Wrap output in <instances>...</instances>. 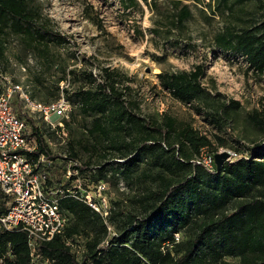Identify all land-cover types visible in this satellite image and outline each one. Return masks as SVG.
<instances>
[{"label": "trees", "instance_id": "obj_1", "mask_svg": "<svg viewBox=\"0 0 264 264\" xmlns=\"http://www.w3.org/2000/svg\"><path fill=\"white\" fill-rule=\"evenodd\" d=\"M117 1L123 10L138 8L141 2L151 5L150 0ZM189 16L187 5L182 4L175 22L182 24ZM7 32L19 35L33 48L43 45V41L65 40L40 20L36 0H0V59L4 58ZM214 41L220 50L243 56L249 68L264 71V30L226 28L215 35ZM81 74L91 85L75 91L74 103L78 111L93 116L88 130L91 135L111 139L120 160L111 171L130 178L140 160L134 154L138 149L151 154L178 152L182 157L174 154V165L180 169L191 165L198 172L175 182L160 177L158 187L146 197L141 213L108 206L107 213L102 215L81 198L70 195L72 180L87 174L91 177L94 172L100 178L104 174L102 167L79 162L68 141L70 154L66 158L74 163L69 167L67 179L54 183L44 169L49 168L57 155L51 153L34 120L21 112L20 107L13 106L17 115L25 119L35 141L30 159L35 161L42 154L51 160L50 164L39 163L37 171H41L46 189L56 185L63 188L58 203L68 217V224L62 234L39 241L33 253L23 230H6L0 225V264H264V146L256 155H241L225 161L219 170L215 164L209 169L192 161L203 149L215 153L216 150H208L212 149V141L207 135L189 124H176L171 117L164 123H151L139 116L125 96L130 89L126 84L129 78L117 69L102 67L97 74L85 71ZM204 75V65L195 64L190 70L160 71L157 78L161 88L175 100L194 107L210 97L201 82ZM62 79L64 76L59 78ZM64 92L67 90L62 87ZM238 104L229 101L230 106ZM70 118L65 122L66 132ZM255 124L262 126L258 119ZM133 133L135 138L127 142L121 136ZM216 138L220 146L225 145L222 138ZM194 154L197 155L190 157ZM160 165L170 168L169 163ZM74 192L83 196L79 190ZM7 198L0 190V215L7 211ZM110 226L114 231H110Z\"/></svg>", "mask_w": 264, "mask_h": 264}, {"label": "rangeland", "instance_id": "obj_2", "mask_svg": "<svg viewBox=\"0 0 264 264\" xmlns=\"http://www.w3.org/2000/svg\"><path fill=\"white\" fill-rule=\"evenodd\" d=\"M179 1L150 0L151 5L141 2L138 8L123 10L117 0H36L40 20L65 40L43 41L44 46L38 50L27 46L19 35L5 34L2 74L25 85L30 95L42 102L60 96L62 87L67 90L63 95L70 103L71 118L64 138L47 128L42 118L29 116L43 131L51 153L57 155L44 169V175L54 183L67 179V170L71 171L69 167L74 163L66 158L70 154L68 141L79 162L88 161L104 172L100 178L96 172L91 177L78 176L71 181V191L85 189L93 194L95 185L103 181L102 196L95 195L100 202L105 198L106 208L141 213L160 177L175 182L198 172L191 165L177 168L174 156L182 157L178 152L151 154L138 149L134 154L140 160L130 178L110 170L120 163L111 139L88 132L93 116L78 111L73 99L75 91L91 85L82 71L97 74L102 67L117 69L129 78L126 84L130 89L125 96L134 112L146 121L164 123L171 117L176 124H189L211 139L212 149L208 150L222 148L250 157L264 146V71L249 68L243 56L220 50L214 41L215 35L226 28L264 30V0ZM182 4L187 5L190 16L177 24L175 17ZM195 64L204 65L201 82L210 97L195 103L194 108L163 90L157 73L190 70ZM70 70L75 73H68ZM61 76L64 79L59 80ZM230 100L239 104L230 106ZM12 106L22 111L15 96ZM50 119L56 120L53 116ZM255 119L261 121V127ZM121 136L126 142L135 138L134 133ZM216 137L222 138L225 145L220 146ZM161 162L169 163L170 168ZM110 231H114L113 226Z\"/></svg>", "mask_w": 264, "mask_h": 264}, {"label": "built area", "instance_id": "obj_3", "mask_svg": "<svg viewBox=\"0 0 264 264\" xmlns=\"http://www.w3.org/2000/svg\"><path fill=\"white\" fill-rule=\"evenodd\" d=\"M13 96L22 106L23 113L33 118L40 117L45 124L59 137L66 136L65 122L70 118V103L61 93L59 97L49 102H41L31 97L27 87L20 82L12 81L9 76L0 72V190L7 196V211L0 215V225L6 230H23L31 247V253L36 250L39 241L50 240L56 234H62L68 224V217L61 210L58 197L64 192L60 186L49 189L44 187L37 171L38 164L51 160L41 154L33 161L29 155L35 150V141L29 133L23 117L17 115L12 106ZM55 117L56 120L50 119ZM227 161H233L241 155L228 149ZM213 152L203 149L193 162L201 163L212 169ZM70 171L67 170L66 176ZM105 183L99 181L93 194L83 190V196L70 193L81 198L91 208L102 215L106 212V201H98L95 193L102 196ZM70 191V190H69ZM178 234L175 239L178 240ZM69 243V242H68Z\"/></svg>", "mask_w": 264, "mask_h": 264}, {"label": "water", "instance_id": "obj_4", "mask_svg": "<svg viewBox=\"0 0 264 264\" xmlns=\"http://www.w3.org/2000/svg\"><path fill=\"white\" fill-rule=\"evenodd\" d=\"M228 157H229V153L225 150L214 153L213 161H214L216 170H219L221 168L223 163L227 161Z\"/></svg>", "mask_w": 264, "mask_h": 264}]
</instances>
